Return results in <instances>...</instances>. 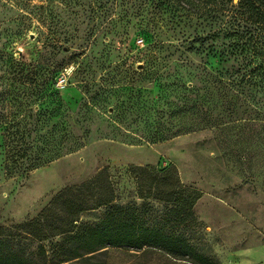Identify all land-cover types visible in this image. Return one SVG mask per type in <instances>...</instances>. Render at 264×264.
Listing matches in <instances>:
<instances>
[{
    "label": "rangeland",
    "instance_id": "obj_1",
    "mask_svg": "<svg viewBox=\"0 0 264 264\" xmlns=\"http://www.w3.org/2000/svg\"><path fill=\"white\" fill-rule=\"evenodd\" d=\"M246 3L107 0L89 32L80 0H0V228L35 219L106 168L121 217L218 264H264V90L228 79L241 57L218 32L231 20L250 28ZM252 33L264 45V31ZM194 40L204 51H188ZM131 166H174L200 193L194 220L173 225L164 203L139 200ZM109 210L83 213L74 233ZM60 241L43 243L47 264L64 253ZM135 262L114 250L88 264Z\"/></svg>",
    "mask_w": 264,
    "mask_h": 264
},
{
    "label": "trees",
    "instance_id": "obj_2",
    "mask_svg": "<svg viewBox=\"0 0 264 264\" xmlns=\"http://www.w3.org/2000/svg\"><path fill=\"white\" fill-rule=\"evenodd\" d=\"M102 1L80 0L82 9L90 14L86 19L89 32L104 22L96 23L94 15L107 3V0ZM246 1L247 9L256 17L251 21L250 28L242 27L240 21L231 20L218 32L229 40L228 53L235 52L241 57V63L231 69L228 79L233 83L264 90V45L252 33V30L264 31V0ZM70 38L65 34L62 41L69 42ZM54 42L59 44L61 41ZM204 47V40H194L189 43L188 51L197 53L204 51ZM128 171L136 182L139 200L164 203L173 225L194 220L192 208L200 200V193L180 184L174 166L160 170L148 166H131ZM115 199L106 168L77 186L61 190L35 219L14 227L13 231L0 228V264H47L43 243L55 238H61L56 246L64 253L57 255L54 264L74 260L88 264L90 260L106 257L114 250L123 251L128 257L134 258V264H145L144 257L156 259L161 264H218L174 233L169 234L160 227L142 225L130 215L121 217V212L117 211L123 209L113 205ZM103 207L110 210L102 220L74 233V223L83 213ZM23 240L36 244L32 253H26L22 248Z\"/></svg>",
    "mask_w": 264,
    "mask_h": 264
}]
</instances>
